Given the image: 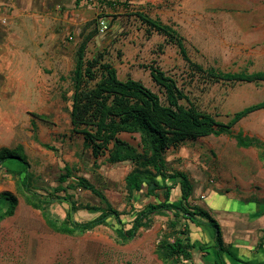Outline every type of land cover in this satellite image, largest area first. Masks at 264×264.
<instances>
[{"label": "rangeland", "instance_id": "obj_1", "mask_svg": "<svg viewBox=\"0 0 264 264\" xmlns=\"http://www.w3.org/2000/svg\"><path fill=\"white\" fill-rule=\"evenodd\" d=\"M111 1L127 6L110 8L97 0H85L62 14V21L66 20L62 33L56 29L62 23L61 15H57L58 21L50 17L58 25L48 33L51 38L41 42L33 62L15 53L0 62V146L27 156L32 187L43 195L52 193L66 168L71 169L65 186L69 185L68 194L77 203L75 217L80 221L98 216L82 210L83 205L99 207L101 202L91 192L71 187L76 177L87 179L103 192L127 222L133 217V206L142 208L149 201L144 197L133 204L128 199L125 177L132 170L131 163L109 164L106 154L95 159L83 136L72 131L71 73L76 50L81 36L94 30L99 16L109 15L105 18L109 29L89 42L87 59L101 53L120 79L141 81L162 101L165 94L151 76V65L174 78L190 103L225 124L236 112L264 101V82L208 81L205 74L195 73L177 46L165 43V37L156 33L149 36L135 15L143 12L174 23L194 63L253 74L264 72V0ZM181 103L189 106L187 101ZM232 131V136L186 141L170 148L166 159L173 169L189 174L195 186L192 204L209 210L224 229L226 244L234 245L238 258L227 259L228 264H236L235 259L256 263L264 258L253 248L264 235V213L256 204L264 201V109L245 117ZM241 134L258 141L262 148L239 145L236 136ZM120 137L134 146L140 141L136 134ZM8 163L10 168L18 164L25 170L20 161ZM15 178L7 168H0V193L12 192L19 200L15 215L0 223V264H163L155 249L169 232V217L153 216L151 226L127 244L118 241L110 226L85 233L79 229L76 236L60 234L55 230L69 216L67 203L57 201L35 210L17 191ZM191 232L192 240L211 242L206 229L191 225ZM195 263L204 264L203 254L195 253Z\"/></svg>", "mask_w": 264, "mask_h": 264}, {"label": "trees", "instance_id": "obj_2", "mask_svg": "<svg viewBox=\"0 0 264 264\" xmlns=\"http://www.w3.org/2000/svg\"><path fill=\"white\" fill-rule=\"evenodd\" d=\"M98 1L110 8H116L118 5L127 6L118 1ZM135 15L146 26L149 36L156 33L165 37V43L177 46L195 73L205 74L208 81L210 79L227 83L264 82V72L253 74L244 71L223 72L213 67L204 68L192 62L185 38L174 23L167 24L160 18H153L143 12ZM108 16L106 14L99 16L94 23L96 26L94 30L83 37L76 50V63L71 73L72 131L83 136L84 143L91 149L95 159L106 154L109 164L131 163L132 170L125 177L128 199L133 204L142 201L144 197L149 201L144 203L142 208L133 206V217L127 222L121 219L122 213L110 203L103 192L87 179L76 177L73 178L71 187H81L91 192L101 202L99 207L83 205L82 210L98 216L80 221L75 217L78 213L77 203L68 194L69 185L65 186L72 174L68 167L67 173L61 175L59 179L60 185L48 195H43L32 187L33 174L23 152L16 153L15 150L0 146V168H7V172L16 177L17 191L33 209L42 210L57 201L67 203L71 211L68 210L69 216L63 224L57 230L54 229L57 233L76 236L79 229L85 233L100 226H110L115 230L118 241L127 244L137 237L140 230L151 226L153 216H166L169 217L167 224L169 232L163 236L155 249L157 258L163 264H196L195 253L203 254L204 264H228L227 259L237 257L235 255L237 252H233L234 245L226 244L222 226L208 210L192 204L195 193L193 181L186 171L173 169L169 165L166 153L170 148H177L189 140L209 136H232V128L248 115L264 109V101L236 112L225 124L190 103L177 81L154 65L148 68L154 82L164 91L165 101L141 81L132 78L120 79L117 69L104 61L101 53L92 59H87L86 56L89 42L100 34L99 20ZM182 101H187L189 106L182 104ZM121 134L139 135L138 146L123 140ZM34 138L38 141L37 136ZM236 140L243 147L262 148L258 141L243 137L242 134L237 135ZM44 147L54 151L49 145ZM18 148L23 150L21 146ZM12 160L23 163L25 170L18 167V164L13 165L14 168L6 166ZM18 204V197L12 192L0 193V223L15 215ZM191 225L206 229L211 242L192 240ZM262 232L264 233V230ZM253 248L264 255V235L260 236L259 242ZM234 262L264 264V258L256 263L239 259H235Z\"/></svg>", "mask_w": 264, "mask_h": 264}, {"label": "crops", "instance_id": "obj_3", "mask_svg": "<svg viewBox=\"0 0 264 264\" xmlns=\"http://www.w3.org/2000/svg\"><path fill=\"white\" fill-rule=\"evenodd\" d=\"M84 1L0 0V62L6 56L9 57L11 53L24 56L33 62L40 51L38 47L41 42H46L51 38L52 35L48 33L52 34L56 29L61 33L64 31L66 20L62 21V14L66 10L69 12L80 6ZM57 15H61L62 23L55 29L58 23L52 24L50 17L58 21ZM68 28L71 30V26ZM77 28L79 27H76L74 31ZM81 39H83L82 36ZM257 205L259 211H264L263 203ZM223 234L225 235L224 229Z\"/></svg>", "mask_w": 264, "mask_h": 264}, {"label": "built area", "instance_id": "obj_4", "mask_svg": "<svg viewBox=\"0 0 264 264\" xmlns=\"http://www.w3.org/2000/svg\"><path fill=\"white\" fill-rule=\"evenodd\" d=\"M99 21H100L99 22V31H100V34H104L109 29L108 21L106 19H100ZM202 197H204V196H202Z\"/></svg>", "mask_w": 264, "mask_h": 264}]
</instances>
